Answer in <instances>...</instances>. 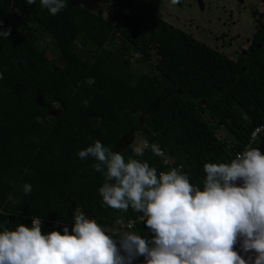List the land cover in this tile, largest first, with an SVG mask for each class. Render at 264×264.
<instances>
[{"label":"trees","instance_id":"trees-1","mask_svg":"<svg viewBox=\"0 0 264 264\" xmlns=\"http://www.w3.org/2000/svg\"><path fill=\"white\" fill-rule=\"evenodd\" d=\"M113 1L107 19L75 0L55 16L40 0L37 7L0 0L2 26H11L9 37H0V230L30 226L36 216L45 233L63 232L65 224L71 231L76 211L106 229L132 217L130 207L103 203V174L94 159L78 156L97 139L127 160L136 158L134 148L118 145L140 132L202 187L204 164L230 163L264 125V22L251 49L232 59L156 15L160 0ZM39 32L51 38L64 65L48 58ZM81 35L97 46L86 58L76 48ZM114 36L122 49L106 46ZM131 50L147 59L155 50L154 68L135 73ZM89 77L94 84L86 83ZM223 128L232 146L218 135ZM143 160L160 169L151 148Z\"/></svg>","mask_w":264,"mask_h":264},{"label":"clouds","instance_id":"clouds-1","mask_svg":"<svg viewBox=\"0 0 264 264\" xmlns=\"http://www.w3.org/2000/svg\"><path fill=\"white\" fill-rule=\"evenodd\" d=\"M40 4L53 16L67 7L66 0ZM10 34L11 28L0 30L4 39ZM86 83L94 84L95 78ZM151 150L164 156L156 144ZM133 152L136 158L126 160L97 139L78 156L94 159L92 167L103 174V203L142 213L151 237L130 227L106 229L81 211L75 212L71 231L65 224L63 232L45 233L42 219L34 216L30 226L19 223L0 230V264H132L139 256L145 264H264V153L258 147L230 163H205L202 187L190 182L183 165L158 174L143 160L142 147ZM23 191L31 193L32 185L25 183ZM238 240L245 253H255L254 261L235 249Z\"/></svg>","mask_w":264,"mask_h":264},{"label":"rangeland","instance_id":"rangeland-1","mask_svg":"<svg viewBox=\"0 0 264 264\" xmlns=\"http://www.w3.org/2000/svg\"><path fill=\"white\" fill-rule=\"evenodd\" d=\"M88 7L96 13H101L109 19V10L115 4L113 0H75ZM39 3L35 4V7ZM156 15L162 17L173 25L186 30L197 39L206 42L211 47L226 53L232 59L248 49H251L255 35L264 22V4L261 0H182V4L172 3V0H160ZM11 26H1L0 30H7ZM39 43L46 49L49 59L64 65L63 55L56 50L51 38L39 32ZM121 40L114 36L107 43V47L113 50L121 48ZM76 48L83 57H88L97 50L85 35H81L76 42ZM134 53L132 69L135 73L149 72L156 62V51H150V58L147 59L141 53ZM148 60L145 62V60ZM152 67V68H151ZM160 100L155 101L149 108L151 112ZM56 110H52L50 115H54ZM205 118L212 124L208 115ZM218 135L232 146L230 134L223 128L218 131ZM146 138L140 133L126 134L119 143L118 149L126 146L144 148ZM117 149V150H118ZM90 218V217H89ZM92 218V217H91ZM145 259L144 256L138 261ZM137 261L133 260L132 264Z\"/></svg>","mask_w":264,"mask_h":264},{"label":"built area","instance_id":"built-area-1","mask_svg":"<svg viewBox=\"0 0 264 264\" xmlns=\"http://www.w3.org/2000/svg\"><path fill=\"white\" fill-rule=\"evenodd\" d=\"M263 133H264V125L256 127L255 130L251 134L250 144L246 146L245 149H243L242 151L237 152L236 156L238 154H242L246 149L252 148V143L260 139V136ZM144 143H145L144 148H151L153 144H156L164 152L163 157L159 156V163L161 166H160V169L157 170L158 174L161 171H169L172 168H179L181 166L180 164L176 163V159L173 156H171L164 148H162L158 142L151 143L150 141L145 140ZM183 171L185 172L184 167H183ZM130 209L134 212V215L130 217L128 220L123 221L121 225L118 228H116V230H120V229L129 230V227H130V230L135 231L142 236L151 237L152 233L147 228L146 219L143 217V214L134 211L131 207Z\"/></svg>","mask_w":264,"mask_h":264},{"label":"water","instance_id":"water-1","mask_svg":"<svg viewBox=\"0 0 264 264\" xmlns=\"http://www.w3.org/2000/svg\"><path fill=\"white\" fill-rule=\"evenodd\" d=\"M254 147H258L260 149V151L262 153H264V133L260 136L259 143ZM254 147H252V148H254ZM241 245H242V240H238L237 244L234 247L240 253V255L243 256L246 260L248 259L249 256H252L253 261H254L255 253L254 252L245 253L243 251ZM140 257H142V256H139L136 258L137 261L135 264H145V259H141L140 261H138V258L140 259ZM136 259H134V260H136Z\"/></svg>","mask_w":264,"mask_h":264}]
</instances>
